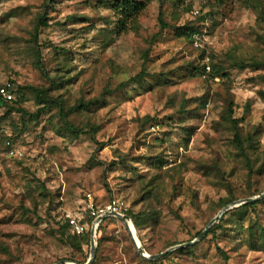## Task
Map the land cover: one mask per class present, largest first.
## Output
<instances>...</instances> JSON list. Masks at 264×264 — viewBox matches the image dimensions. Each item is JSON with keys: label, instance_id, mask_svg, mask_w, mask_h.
<instances>
[{"label": "rangeland", "instance_id": "374dc122", "mask_svg": "<svg viewBox=\"0 0 264 264\" xmlns=\"http://www.w3.org/2000/svg\"><path fill=\"white\" fill-rule=\"evenodd\" d=\"M57 1L49 13L51 25L37 31L43 72L33 63L29 48L41 1L0 0V85L10 82L15 90L19 85L52 86L50 94L61 95L73 107L80 100L98 98L106 83L113 88L138 72L141 60L133 52L140 46L150 47L149 72L170 71L174 79L153 91L129 84L106 96L105 104L71 114L76 125L99 126L94 141L88 135L73 139L58 135L52 108L29 123L32 130L13 140L21 156L9 157L6 138L12 120L0 121V264L85 263L90 242L76 252L57 238L56 228L63 214H82L88 193L96 205L115 197L136 211L155 206L160 212L156 224L131 229L146 253L159 254L195 239L194 234L226 205L264 191V173L250 175L249 160L236 152L220 117L226 102L233 99L235 116L243 118L241 132L256 125L264 132L260 78L264 70L228 68V81L192 75L193 66L210 64L209 56L200 60L198 49L213 52L214 61L225 65L264 63V0H184L182 5L190 10L166 21L182 25L205 15L197 44L174 30L159 31L158 2L152 1L140 16L139 34L120 36L105 50L97 40L98 31H87L86 22L64 21L77 11L91 13L84 0ZM163 6L170 16L173 6L168 2ZM101 10L108 15V9ZM96 27L103 24L98 21ZM155 34L156 40L148 45L146 40ZM60 80L64 83L59 86ZM172 93L176 94L173 106L166 103ZM182 97L189 100L184 113L179 106ZM23 106L29 112L37 109L30 96ZM145 116L153 120L145 121ZM257 139L259 156L252 155L251 161L263 156L264 133ZM147 191L151 194L145 198ZM243 205L225 211L223 219L214 223H218L216 232L207 235L211 225L199 241L188 245L194 246L190 252H175L184 247L168 251L159 258L169 256L156 264H264V253L247 245V226L264 224V201L255 209ZM103 226L96 232L92 264H149L139 259L120 221ZM4 246L9 248L8 257L2 253Z\"/></svg>", "mask_w": 264, "mask_h": 264}, {"label": "trees", "instance_id": "16d2710c", "mask_svg": "<svg viewBox=\"0 0 264 264\" xmlns=\"http://www.w3.org/2000/svg\"><path fill=\"white\" fill-rule=\"evenodd\" d=\"M40 10L36 15L34 34H32L29 43L31 58L33 59V63L37 68L44 72V67L42 62L40 61V53L38 50V29L40 27H48L51 25L52 17L50 16V12L56 7L59 3L57 0H40ZM84 0L82 4H85L87 8H89L91 13L80 14V12H74L68 14L64 17V21H68L73 25L81 24L86 22L84 27L87 28V31L97 30L100 36L99 45L102 49H107L120 37L129 32H133L135 35L139 34L140 24L139 19L143 14L147 5H149L152 1L158 2V11H157V20L160 25V30L170 29L177 32L178 36H182L188 43L193 44L195 41H199L202 38V31L199 23L206 22L207 18L205 15L198 14L196 16V22L186 21L183 22L182 25H178L175 23H169L166 21L167 17L172 19H177L181 14H184L190 10V8L183 6L184 0ZM165 2L170 3L173 6V11L171 15L166 12L163 4ZM210 0H208V3ZM102 8L108 9V15H102ZM100 21L103 24L102 28H97V22ZM60 22H57L59 24ZM157 35H153L146 42L148 45L153 43L156 40ZM199 58L203 62L206 56H209L210 60V68L211 70L207 72V76L205 81H209L207 79H225L229 80V72L228 68L245 70H264V63L257 62L255 60L251 61H234L230 65H225L220 62L214 61V53L209 52L206 53L205 49H198ZM133 53L138 54V59L140 61L139 71L134 75L129 76L126 80L120 82L115 87H111L106 83L104 86L102 93L98 98L84 101L80 100L73 107H69L66 104L65 99L61 95L52 96L51 90L52 86L49 87H37L32 85H19L15 90L14 87L12 89L13 98L11 100H3L0 96V111L2 112L0 115V121L10 119L12 125V131L7 136V140L13 143V140L23 134L25 131L32 130L29 128V123L31 121H37L40 115L46 110H51L52 108L56 109V118L58 119V132L61 137H69L71 139L77 138L80 135H88L93 141L95 140L96 134L99 132V126L97 124H81L76 125L69 117L71 114L80 113V112H89L92 107L100 106L105 104V97L112 95L114 92L123 89L129 84L136 85L135 87L144 88L147 91H153L156 88L169 86L173 82V72H149L147 63L150 60V47L140 46ZM190 66H192V62H190ZM113 65L111 68L113 69ZM120 67V66H119ZM119 69V68H118ZM205 73L204 63L203 65L193 66L192 75L198 74L199 77ZM261 80L264 81V74L260 75ZM6 83V82H5ZM63 81H59L58 85H63ZM4 84V83H3ZM1 84L0 87L3 85ZM54 84L53 82L51 83ZM31 97L34 104L37 106L35 112H29L23 104L27 101L28 97ZM176 94L172 93L169 95L167 99L168 105L175 104ZM189 100L182 97L180 101V113H184L185 108L184 105ZM206 99L202 105H205ZM226 107L223 108L220 117L221 123L226 126V129L230 131L232 134V141L235 146L236 152L240 154L244 159H248L250 164H248V169L250 171V175H254L258 173L259 175H263L264 173V152H262V158L256 157L253 161H251V156H259V153L256 150L257 142L259 141L257 138L261 137L264 132L260 131V126H252L251 128L245 130V132H241L243 122V118L236 117L234 113V102L233 99H229L226 102ZM248 109V108H247ZM17 115V120H13V116ZM172 119V118H168ZM145 121L153 120L150 116L144 117ZM186 133L188 137H190L192 130L190 128L186 129ZM258 136V137H257ZM7 147V146H6ZM92 160V159H91ZM253 173V174H252ZM251 178V177H249ZM264 189V188H263ZM262 193L261 190H256L255 193H248L246 197H249L254 194ZM151 194L150 191L146 192L145 198L149 197ZM144 200V199H143ZM149 200V199H147ZM232 198L229 201H224L223 205L231 202ZM264 201V196L261 200L256 202H251L244 204V208L255 209V206L259 202ZM51 202V200H50ZM52 203V202H51ZM227 213V212H226ZM226 213L223 214L226 215ZM160 212L159 210L151 205H148L147 208H143L139 211L134 210L131 206H129L125 212V216L129 218L134 227L137 230H140L144 226H150L156 224L159 218ZM223 216L220 218L218 222L223 219ZM93 218L89 216V214L85 211L82 212V218L80 219V223H85L87 225V230L84 234H77L73 227L69 224L68 219L65 217V214L61 216V218L57 222V238L70 249L80 252L82 250L83 245H87L90 239V226ZM119 222L114 217H107L103 219L98 227L97 233L103 230V224L105 222ZM218 228V223L211 226L208 234H214L216 229ZM201 230L197 231L193 237L197 236ZM247 241L248 246L251 250L254 251H262L264 253V224H260L257 222H251L249 226H247ZM191 237L190 239H192ZM174 244V243H173ZM194 246H187L183 249H178L175 252H190ZM3 252L7 257L10 256L9 248L4 246ZM216 250L223 257L224 261H227V256L224 251H222L218 246H216ZM169 256V255H167ZM165 257H161L155 260L147 261L143 257L139 255V259L143 262H147L149 264L162 263V260ZM65 261V260H62ZM74 262H77L76 260Z\"/></svg>", "mask_w": 264, "mask_h": 264}, {"label": "water", "instance_id": "95a60500", "mask_svg": "<svg viewBox=\"0 0 264 264\" xmlns=\"http://www.w3.org/2000/svg\"><path fill=\"white\" fill-rule=\"evenodd\" d=\"M264 196V191L262 193H260L257 196H253V197H249V198H245L243 200L237 201V202H233L229 205H226L225 207H223L209 222L208 224L204 227V229L197 235V237L193 240L187 241L185 243L179 244V245H175L169 249H167L165 252L159 253V254H148L144 251V249L142 248L138 238H137V234H136V230H135V235L136 238L133 236L132 232L129 230V220L126 218L125 215L123 214H116V213H105L103 215L98 216L96 219L93 220L91 227H90V254H89V258L88 260L83 263V264H92V261L95 257V253H96V246H97V240H96V232H97V227L99 225V223L107 218V217H114L117 220H119L123 226L127 229L132 243L135 247V250L138 252V254L140 256H142L143 258H146L148 260H154L159 258L160 256L164 255L166 252L171 251V250H175L181 247H186L188 245H192L195 242L199 241L208 231V229L210 228L211 225H213L223 214L225 211L233 208V207H237L243 204H247V203H251L256 201L257 199H260ZM130 223L133 225L132 221L130 220ZM134 227V225H133ZM135 229V228H134ZM81 264L78 262H65V261H58L55 264Z\"/></svg>", "mask_w": 264, "mask_h": 264}, {"label": "built area", "instance_id": "2783aa9c", "mask_svg": "<svg viewBox=\"0 0 264 264\" xmlns=\"http://www.w3.org/2000/svg\"><path fill=\"white\" fill-rule=\"evenodd\" d=\"M194 44H197V41H195ZM204 68H205V73L202 75V77L206 78L207 72L211 70L210 64H208V62H205ZM12 89H13L12 83L10 82L4 83L0 87L1 98L3 100H11L13 98ZM6 146H7V155L9 157H20L21 156V153L12 146V143L10 141L7 140ZM128 207L129 206L125 204L122 200H119L118 198H115V197L111 198L110 200H108L106 203L102 205H96L92 200L91 194L88 193L87 197L85 198L83 211L87 212L89 216L92 217L94 220L98 216L103 215L105 213H116V214L125 215V212ZM65 217L68 219L69 224L73 227L74 231L77 234L85 233V231L87 230V225L85 223H80V219L82 218V215H72L71 213H66ZM127 219L130 221L129 218Z\"/></svg>", "mask_w": 264, "mask_h": 264}, {"label": "bare ground", "instance_id": "6f19581e", "mask_svg": "<svg viewBox=\"0 0 264 264\" xmlns=\"http://www.w3.org/2000/svg\"><path fill=\"white\" fill-rule=\"evenodd\" d=\"M131 227H132V224H131L130 221H129V230L132 232L133 236L136 238L135 233L133 232L134 230H132ZM136 239H137V238H136ZM69 264H70V263H69Z\"/></svg>", "mask_w": 264, "mask_h": 264}, {"label": "crops", "instance_id": "0c3cea01", "mask_svg": "<svg viewBox=\"0 0 264 264\" xmlns=\"http://www.w3.org/2000/svg\"><path fill=\"white\" fill-rule=\"evenodd\" d=\"M82 215V214H81Z\"/></svg>", "mask_w": 264, "mask_h": 264}]
</instances>
